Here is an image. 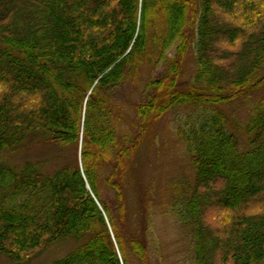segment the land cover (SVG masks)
I'll use <instances>...</instances> for the list:
<instances>
[{"label": "trees", "instance_id": "trees-1", "mask_svg": "<svg viewBox=\"0 0 264 264\" xmlns=\"http://www.w3.org/2000/svg\"><path fill=\"white\" fill-rule=\"evenodd\" d=\"M126 85L143 94L131 120L115 99ZM263 88L264 0H0V253L28 264L73 238L85 241L53 264H148L119 221L126 179L158 124L193 109L177 134L195 176L194 264L264 263ZM233 102L248 109L239 124ZM33 133L79 146L82 169L7 165Z\"/></svg>", "mask_w": 264, "mask_h": 264}, {"label": "rangeland", "instance_id": "rangeland-1", "mask_svg": "<svg viewBox=\"0 0 264 264\" xmlns=\"http://www.w3.org/2000/svg\"><path fill=\"white\" fill-rule=\"evenodd\" d=\"M194 59V54L190 53L186 60V74L184 75L186 83L193 80ZM160 72L159 69L152 71L148 67L144 75L149 80L152 76H159ZM142 96L141 88L138 87L136 90L130 85L121 88L115 95L117 102L124 104L129 120L134 114L133 103L129 100L139 101ZM262 98H264V88L254 94L253 101H260ZM239 101L252 103L245 98ZM226 110L227 115L233 118L232 122L238 124L249 116L248 109L243 103L237 106L233 102L226 107ZM192 111L194 110L174 111L158 124L153 131L155 141L151 140L153 134L148 136V145L144 144L139 153L138 162L140 163L137 164L133 174L127 176L126 179L127 215L125 221L121 219L119 221L127 234L145 239L149 246L148 264H194L195 223L188 216L189 214L186 215L184 202L194 186L195 176L185 147L182 146V138L177 134L185 118ZM197 114L194 112L192 116H189L197 122L188 125L187 129L199 126L200 120ZM129 124L130 122L127 129L130 128ZM187 129L186 132H188ZM82 138L83 135H81ZM78 161L82 169L79 146L48 142L41 133L31 134L22 145L9 151L5 157L7 165L23 166L28 162H33L37 163L40 170L45 173H53L57 169L74 165ZM110 193L108 190L102 191L106 198H109ZM174 208H182L181 211L184 214L176 213ZM84 241L73 238L60 240L42 251L28 264H53L76 250ZM0 264L17 263L0 253ZM134 264L141 263L134 260Z\"/></svg>", "mask_w": 264, "mask_h": 264}, {"label": "water", "instance_id": "water-1", "mask_svg": "<svg viewBox=\"0 0 264 264\" xmlns=\"http://www.w3.org/2000/svg\"><path fill=\"white\" fill-rule=\"evenodd\" d=\"M92 92V91H91ZM91 92L89 93V95L91 94Z\"/></svg>", "mask_w": 264, "mask_h": 264}]
</instances>
